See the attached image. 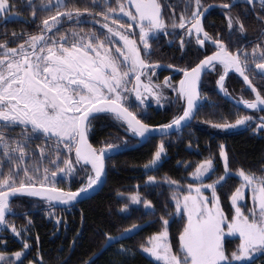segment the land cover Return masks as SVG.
<instances>
[{"label":"snow or ice","instance_id":"6c2138e0","mask_svg":"<svg viewBox=\"0 0 264 264\" xmlns=\"http://www.w3.org/2000/svg\"><path fill=\"white\" fill-rule=\"evenodd\" d=\"M246 2L253 4L254 0ZM42 4L39 10L49 15L41 21L39 34L13 33V39L23 40L14 47L9 46L8 40L0 43V226L21 238L23 245L20 251L10 255L0 251V264H16L21 260L23 251L31 247L24 233L32 221L28 220L24 227L17 228L7 220V215L13 214V198H38L49 207L56 204L71 207L102 180L106 158L127 145V141L112 143L106 140L96 148L89 143L92 121L100 115H107L125 133L139 138H146L154 132L166 133L173 127L179 130L184 122L195 116L200 102L206 99L200 92V85L204 74L216 72L217 66L222 72L216 85L223 95L229 96L225 86L226 77L230 71L235 72L254 95L253 99L241 97L236 104H242L246 109L264 111V94L253 86L247 75L249 54L239 50L233 53L220 38L214 39L204 30L201 0H194L189 16L181 15L179 23L173 18L171 25L163 18L162 5L158 0H116L115 6L109 0H102L100 12L91 11L88 6L83 9L70 7L65 0H55V3L53 0H42ZM260 4L264 11V0H260ZM29 6L33 7L34 21L37 9L31 0ZM92 6H101L100 0H92ZM13 7L12 0H0V16H7ZM222 7L228 9L230 5L224 4ZM85 15L91 17L94 26L100 24V31L70 28L62 34H54L64 22L78 25ZM97 17H102L103 23ZM124 18H127L126 23ZM228 23L231 28L233 20L230 16ZM169 29L173 35L177 29L180 30L182 50L193 36L196 45L206 47L207 42V45L215 48L195 66L175 69L182 73L178 85L171 84L169 77H165L163 83H154L156 70L162 65L147 59L154 52L150 41L158 40L161 34L169 35ZM240 29L243 31V25ZM257 53L258 49L254 48L252 59H259L255 67L264 73V48ZM167 67L173 68V65L168 64ZM165 87L176 93L178 102H183V112L168 124L151 127L131 110V97L134 95L136 107L144 105L149 97L162 106V101L172 102L163 94ZM253 119L252 116L237 115L233 123H206L219 130H230L245 126ZM258 119L254 132L264 130V116ZM16 127L21 128L17 136L6 135L4 130L11 133ZM35 139L54 143L40 146L38 163L29 165L27 161L35 155L30 143ZM73 152L74 160L71 159ZM165 154L164 143L158 144L144 168H155ZM219 157L223 161V174L211 183L203 182L215 171L211 157L195 165L189 173L193 182L186 185L164 177V183L174 189L170 199L175 210L173 213L166 212L167 218L160 216V229L140 245V250L158 264H233L244 261L254 264L257 254H264V175L237 169L240 184L229 196L234 209L229 218L220 206L218 195V189L231 174L223 144L219 145ZM45 160L47 166L41 167ZM5 164L8 165L7 171H4ZM77 165L86 170L87 178L81 187L71 190L58 186L57 177L61 174L71 177L77 172ZM89 166L90 171H87ZM159 183L155 176H148L145 186ZM206 192H210V195H206ZM246 193L250 194L252 206L244 211L241 202L245 201ZM128 200L132 204H139L142 197L137 191ZM142 202L146 209L153 207L147 199ZM46 214L55 215L53 212ZM174 217L184 221L176 248L170 242L169 232ZM62 221V217L56 218L57 225ZM138 228L139 225L133 224L124 230L123 235L133 233ZM234 234H238L239 244L229 254L225 250L224 239ZM123 235H105V244L110 246ZM0 246L6 248V244ZM129 251L127 248L119 249L121 255H127ZM29 264L33 262L29 261ZM39 264H44L43 260ZM84 264H91V261Z\"/></svg>","mask_w":264,"mask_h":264},{"label":"trees","instance_id":"16d2710c","mask_svg":"<svg viewBox=\"0 0 264 264\" xmlns=\"http://www.w3.org/2000/svg\"><path fill=\"white\" fill-rule=\"evenodd\" d=\"M230 1L201 0V5L205 7L209 3L227 4ZM65 2L74 8L83 9L88 6L91 11H102V0H100L101 6L99 7H93L92 0H65ZM158 2L162 5L163 18L169 25L173 18L179 23L181 15L189 16L194 6V0H158ZM12 3L14 7L9 14L0 16V43L8 40L10 47L23 42L22 39H13V33L39 34L41 21L49 15L48 12L39 10L43 7L42 0H31L32 5L37 9L34 21L32 20L33 7L29 6V0H12ZM110 4L115 6V0ZM229 16L233 20L231 28L228 23ZM101 18L97 17L99 21L102 20ZM262 21H264V11L261 10L260 5L254 4L251 9L247 4L240 3L228 10L209 11L203 19V27L214 39L220 38L232 52L243 46L240 52L249 54L247 75L257 90L264 94V73L255 67V64L260 61L259 59L253 60L251 55L254 48L258 49L257 55L259 49L264 48V32L261 33L264 29ZM124 22L126 23L127 20L124 19ZM241 25H243V31L240 29ZM96 27L91 24V17L85 15L78 25L74 22H64L59 26V31L54 34H62L70 28L88 31L96 30ZM169 33L167 36L161 34L158 40L150 41L154 52L147 58L149 62L172 64L176 68L193 67L204 55L213 51V48L207 44L206 47L196 45L194 36L182 50L180 30L177 29L173 35L169 29ZM168 72L167 69L158 68L159 80L167 76ZM219 74H221L220 66H217L216 72L204 74L200 92L206 99L200 102L196 115L188 126L167 136L150 137L141 146L108 158L106 160V181L102 188L90 198L71 207L55 208L37 199L15 197L12 205L16 215L7 216L8 222L17 228H22L28 220L32 221V225L24 233L31 247L23 251L21 260L16 264H29V261L39 264L41 260L44 264H84L105 242V234H117L133 224L145 221H149V224L140 232L110 245L91 261V264H121V261L123 264H157L140 250V245L148 236L160 229L159 217L167 218L166 212L173 213L175 210L174 203L170 199L174 189L164 183V177L167 176L179 181L181 185H186L192 182L189 173L194 170L195 165L211 157L214 159L215 171L204 181L212 182L218 179L223 174V163L219 157V145L221 144L225 146L231 174L223 186L218 189V195L224 214L230 218L233 210L229 196L240 183L234 172L237 169H244L246 172L264 175V172H261V169H264V130L259 129L254 132V125L229 133L212 132L209 129L210 123L206 121L232 123L237 115H252L256 112L239 109L216 93L215 83ZM177 79L178 76L173 77V80ZM225 86L229 96L235 99L251 98V94L244 88L240 79L232 73L226 77ZM131 100L133 105L131 110L137 112L138 118L143 122L152 125L169 122L181 109L176 100L163 108L136 107L137 102ZM258 114L264 116V111ZM4 131L6 135L17 136L21 128L16 127L11 133H8V130ZM88 138L96 148L101 147L102 142L106 140L112 143L127 141V145L137 141L136 137L125 133L119 124L107 115H100L92 121V131ZM45 143L51 145L54 142H45L42 139L31 141L30 148L35 150V155L30 156L27 161L29 165L38 163L39 147ZM160 143H164L166 154L155 168L145 169L144 165L151 160ZM64 155L66 156V153ZM73 157L72 153L71 159ZM43 166H47V160L41 165ZM76 167L78 170L71 177H65L62 174L57 177L58 186L74 190L82 183L86 170L80 168L79 165ZM7 170L8 165L5 164L4 171ZM87 171L90 169L88 168ZM148 176H155L160 183L155 186H145ZM137 191L142 201L147 199L151 202L152 208L146 209L142 201L139 204H132L128 200V197ZM166 204L167 208H165ZM121 209L126 210L121 211ZM26 211L30 212L23 213ZM48 212H53L55 215L48 216L46 214ZM59 217H62L66 223L62 221L57 225L56 218ZM183 223L182 219L174 217L170 225V242L174 248L178 247V233ZM74 238L75 245L73 246ZM237 243V238H226L224 240L226 252L230 253L234 250ZM3 244H6V248L0 246V251H5L9 255L20 251L23 247L21 238L14 236L4 226L0 236V245ZM121 248H127L130 251L127 255H121L119 253ZM233 264H253V262L244 261ZM254 264H264V254H257Z\"/></svg>","mask_w":264,"mask_h":264},{"label":"water","instance_id":"95a60500","mask_svg":"<svg viewBox=\"0 0 264 264\" xmlns=\"http://www.w3.org/2000/svg\"><path fill=\"white\" fill-rule=\"evenodd\" d=\"M240 3H243V4H247L251 9L253 8V5L254 4H257V5H260L261 6V4H260V0H254V3L253 4H249V3H247L246 2V0H231L229 3H227V4H229L230 5V7L228 8V9H230L232 6H234V5H236V4H240ZM222 5H224L223 3H209V4H207L205 7H203L202 8V12L204 13V15L202 16V25H203V19H204V17H205V15L209 12V11H211V10H213V9H224L223 7H222ZM228 9H224V10H228ZM264 32V29L262 30V32L261 33H263ZM260 33V34H261ZM169 44H171V43H169ZM206 44H207V42H206ZM209 46H211V45H209ZM214 50L213 51H215V48H214V46H211ZM242 48H243V46H241L239 49H237V50H239V51H241L242 50ZM237 50H235L233 53H235V52H237ZM209 54H211V52L209 53ZM208 55V54H207ZM203 58V57H202ZM201 58V59H202ZM199 62V61H198ZM197 62V63H198ZM157 63H159V64H161L162 66L160 67V69H168V70H172L173 72H178V71H176L175 69V67L173 66V68H168L167 67V65L168 64H165V63H160V62H157ZM195 66V65H194ZM180 73V72H179ZM234 74V75H236L239 79H240V81L243 83V86H244V88L251 94V99H253L254 98V95H253V93L251 92V89L247 86V85H245L244 84V81H243V78L242 77H240L239 76V74H237V73H235V72H229V74ZM181 74V77H180V79L182 78V73H180ZM228 74V75H229ZM179 79V80H180ZM217 79H218V77H217ZM179 82V81H178ZM201 86V85H200ZM254 86V85H253ZM255 87V86H254ZM215 91H216V93L218 94V95H220V96H222L225 100H227L228 102H230L231 104H233L234 106H236L237 108H239V109H242V110H245V111H256V110H250V109H246L242 104H236V100H238V99H235V98H233V97H231V96H225V95H223V93H221L220 91H219V89H218V86L216 85V83H215ZM262 107H264V106H262ZM198 109V108H197ZM197 109H196V112H197ZM183 112V111H182ZM256 112H260V111H256ZM182 114V113H181ZM195 115H196V113H195ZM195 117V116H194ZM194 117L190 120V121H186V122H184V125L179 129V130H177L175 127H173V128H171V129H169L166 133H161V132H154V133H151V134H149L146 138H139V137H136L137 138V141L135 142V143H133V144H130V145H127V146H125V147H121L120 149H118L114 154H110L107 158H106V160L108 159V158H110V157H112V156H114V155H116V154H119V153H122V152H124V151H127V150H130V149H134V148H136V147H139V146H141L148 138H150V137H163V136H167V135H170V134H172V133H176V132H178V131H180V130H182L183 128H185L186 126H188L191 122H192V120L194 119ZM260 117V116H259ZM258 117V118H259ZM257 118V120L259 121V119ZM171 121H169V122H167V123H164V124H168V123H170ZM145 123V122H144ZM149 126H151V127H156V126H159V125H163V124H148ZM89 139V138H88ZM89 143H90V141H89ZM94 147V146H93ZM89 168H90V166H89ZM106 175H107V170H106V168H105V173H104V175H103V177H102V180L99 182V184L97 185V186H95L92 190H90L88 193H86L85 195H83V196H81L80 198H79V200L77 201V202H74V204H76V203H79V202H81V201H83V200H86V199H88V198H90L91 196H93L94 194H96L101 188H102V186L104 185V183H105V181H106ZM74 190H76V189H74ZM14 199V198H13ZM12 199V200H13ZM33 199H37V200H39L38 198H33ZM73 204V205H74ZM53 207H55V208H67V206H62V205H59V204H56V205H54ZM27 212H30V211H26V212H23V213H27ZM13 215H16V213H14V211H13V214H8L7 216H13ZM149 224V221H145V222H141V223H138V224H136V225H139V228H138V230H136V231H134L133 233H129V234H127V235H123L124 234V230L123 231H121V232H119V233H117V234H113V235H111V236H114V237H118V236H122L123 235V238H121V239H119V241H122V240H125V239H127V238H130V237H132V236H134V235H136L138 232H140L144 227H146L147 225ZM2 227L3 226H0V236L2 235ZM131 227V226H130ZM130 227H128V228H130ZM128 228H126V229H128ZM105 235H109V234H105ZM118 241V242H119ZM115 243H117V242H113V243H111V245L112 244H115ZM109 246H107L106 244H105V242L102 244V246L87 260V261H93L100 253H102L106 248H108Z\"/></svg>","mask_w":264,"mask_h":264},{"label":"rangeland","instance_id":"374dc122","mask_svg":"<svg viewBox=\"0 0 264 264\" xmlns=\"http://www.w3.org/2000/svg\"><path fill=\"white\" fill-rule=\"evenodd\" d=\"M54 1V0H53ZM111 1H114V0H109V3L111 2ZM102 3V2H101ZM115 3H116V0H115ZM102 20L100 21L101 23H103V18H101ZM124 19H126L127 20V18H124ZM92 24V23H91ZM93 25V24H92ZM97 26V27H96ZM95 27L97 28L96 29V31H100V24H95ZM137 31V33H138V29L136 30ZM102 38V37H101ZM12 47H14V46H12ZM220 71L222 72V69L220 68ZM165 78V77H164ZM164 78L163 79H161V80H159V78H158V76H157V70H156V73H155V76L153 77V82L154 83H163V81H164ZM179 81V80H178ZM178 81H173V80H170V83L171 84H175V85H178ZM129 86H131V85H129ZM163 94H164V96H166V97H168L171 101H175L176 100V93L175 92H173L172 91V89L171 88H168V87H165L164 89H163ZM131 99H133L134 101H135V97H134V95L131 97ZM240 99V98H239ZM251 99V98H250ZM177 101V100H176ZM136 102V101H135ZM167 104H169V102H167V101H162V106L161 105H158V104H156L150 97H149V99L146 101V103L144 104V105H141V106H143V107H146V106H153V107H155V108H163L164 106H166ZM179 105H180V112L176 115V116H178V115H181V113H182V111H183V102L182 101H180L179 102ZM251 112H253V111H251ZM247 116H252L254 119L252 120V121H249L245 126H240V127H237V128H235V129H230V130H219V129H216V128H213V127H211L210 125H209V129L212 131V132H222V133H229V132H235V131H238V130H241V129H243V128H246V127H250V126H255L254 128H256V125H257V123H259V121L257 120V118L259 117V116H263V115H261V114H258V112H254V114H252V115H247ZM175 117V116H174ZM173 117V118H174ZM172 118V119H173ZM171 119V120H172ZM170 120V121H171ZM233 123V122H232ZM259 130V129H258ZM257 130V131H258ZM73 154H74V152H73ZM163 157V156H162ZM75 159V155H74V157H73V160ZM161 160H162V158H161ZM161 160L158 162V164L161 162ZM222 163H223V161H222ZM157 164V165H158ZM156 165V166H157ZM90 169V168H89ZM151 169V168H150ZM149 170V169H148ZM234 175L236 176V172H234ZM210 176V175H209ZM208 176V177H209ZM190 177V176H189ZM207 177V178H208ZM237 177V176H236ZM86 176H85V178H84V180L82 181V183H84L85 181H86ZM238 178V177H237ZM190 179L192 180V178L190 177ZM239 179V178H238ZM239 181H240V179H239ZM193 182V181H192ZM82 183L77 187V188H79V187H81V185H82ZM204 183H211V181H209V182H205L204 181ZM240 184V183H239ZM76 188V189H77ZM206 195H210V192H206L205 193ZM43 204H45V202H43ZM241 205H242V210H244V211H246V208H248V207H251L252 206V202H251V199H250V194H248V193H246V199H245V201H243V202H241ZM246 205V207H244ZM232 210H233V213H234V209L232 208ZM3 228V227H2ZM226 238H237L238 239V243H237V245L239 244V237H238V234H234L233 236H226L225 237V239ZM224 239V240H225ZM236 245V246H237ZM236 246H235V248H234V250L236 249ZM233 251V250H232ZM231 251V252H232ZM230 252V253H231ZM229 253V254H230ZM147 256H149L147 253H145ZM150 257V256H149ZM151 259H153L152 257H150ZM154 260V259H153ZM155 261V260H154ZM18 262V261H17ZM16 262V263H17ZM156 262V261H155ZM157 264H158V262H156ZM233 263H236V262H233Z\"/></svg>","mask_w":264,"mask_h":264},{"label":"flooded vegetation","instance_id":"af4514ba","mask_svg":"<svg viewBox=\"0 0 264 264\" xmlns=\"http://www.w3.org/2000/svg\"><path fill=\"white\" fill-rule=\"evenodd\" d=\"M214 50V49H213ZM176 68V67H175ZM176 69H178V68H176ZM168 70V69H167ZM175 76H178V79L176 80V81H178L179 79H180V77H181V74L179 73V72H173L172 70H169V72L167 73V76H165V77H169L170 78V80H173V77H175ZM163 79V78H162ZM173 81H175V80H173Z\"/></svg>","mask_w":264,"mask_h":264}]
</instances>
